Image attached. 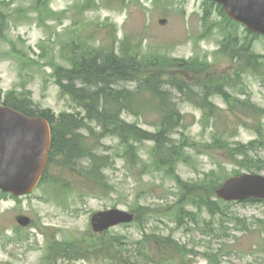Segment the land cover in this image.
Wrapping results in <instances>:
<instances>
[{
  "label": "rangeland",
  "instance_id": "obj_1",
  "mask_svg": "<svg viewBox=\"0 0 264 264\" xmlns=\"http://www.w3.org/2000/svg\"><path fill=\"white\" fill-rule=\"evenodd\" d=\"M230 33L240 44L252 41L253 52L264 57V37L251 39L243 26L232 25L220 8L204 0H0V92L15 98L25 94L34 107L56 115L77 110L84 115L61 94L55 69L71 68L69 59L79 48H114L118 54L126 37L145 53L190 62L189 70H164L169 77L185 72L196 92H203V81H222L229 75L234 85L238 64L217 53ZM191 61L210 63L213 69L193 72ZM167 87L183 116L182 126L169 138L172 151L145 140L137 143L138 159L126 153L119 138L94 137L89 142L110 161L101 182L82 173L86 160L74 167L57 163L24 198L0 191V264H113L106 251L77 262L58 256L59 247L70 248L69 257L88 252L85 241L90 239L96 248L100 240L104 247L111 241L114 256H135L138 264H264V202H222L225 212L211 214L188 197L181 199L178 183L212 189L235 171L243 173L232 151H223L227 144L232 150L256 142L248 161L264 175V112L253 113L241 104L264 111V72L247 71L236 87L226 88L231 103L210 96L216 108L212 111ZM236 103L243 111L231 110ZM123 118L144 131L157 130L152 110L141 117L125 113ZM216 137H221L218 144ZM113 208L132 211L137 220L96 235L92 215ZM19 216L30 218L32 225L20 228Z\"/></svg>",
  "mask_w": 264,
  "mask_h": 264
},
{
  "label": "trees",
  "instance_id": "obj_2",
  "mask_svg": "<svg viewBox=\"0 0 264 264\" xmlns=\"http://www.w3.org/2000/svg\"><path fill=\"white\" fill-rule=\"evenodd\" d=\"M208 5L213 6L212 3ZM220 13L225 15L221 7ZM231 24L239 26L234 22ZM248 35L253 40L258 37L255 34L248 33ZM128 39L129 37L125 38L118 54L114 48H94L93 52L92 48L83 51L79 48L69 59L71 68L57 67L55 69L61 94L69 97L80 109H83L84 115L78 110L74 113L63 112L56 115L49 109L34 107L31 99L27 98L25 94L22 95L23 98H15L13 93L7 95L6 106L28 116L44 117L51 123V152L43 182L46 180L50 169L57 163L74 167L79 162L82 163L86 160L88 167L82 173L92 179L98 178L101 182L104 177L103 171L109 167L110 161L107 155L98 154L97 147H93L95 144L89 142L94 137L99 139L109 136L117 137L121 141V145L124 146L126 153L132 154L138 159L140 158L137 153V143L145 140L168 147L172 151L169 138L182 126L183 116L179 111L178 103L170 97L168 85L185 96L192 104L203 109L209 107L212 111L216 108L210 103V96L217 94L225 98L226 102L231 103L230 95L225 92L226 88L236 87L239 79L247 71L256 74L264 72V57L253 52L252 41L240 44L237 35L230 33L223 40L217 53L230 59L234 66L238 64L236 67L238 71L235 68V73L237 72L236 83L233 85L232 75L225 77L222 81L217 79L211 83L203 81L201 83L203 92L199 93L194 90L192 84H189L185 72L169 77L167 76L168 72L166 73L164 70L169 71L170 67L189 70V67L192 66L190 62L169 58L156 52L145 53L141 47H136ZM191 63L195 66L194 69H191L193 72L198 70L207 74L213 69V65L210 63L198 64L196 61H191ZM123 84H130L134 87L119 86ZM241 104L253 113L264 112L262 109L257 111L255 105ZM231 108V110L243 111L237 103L231 105ZM150 110L157 116V130L153 133L144 131L123 118L125 113L141 117ZM93 124L97 125L98 131ZM220 138L216 137L215 143L218 144ZM255 147L256 142H251L248 145L237 144L235 149L231 150L227 144L226 147H223V151H232L231 158H234V163L243 168L244 171L253 173L263 170L262 168L255 169L248 161V157ZM181 154L183 155L184 152ZM170 157L171 154L168 162ZM239 157L241 160L238 159ZM242 160L246 163H243ZM239 174L240 172L235 171V174L231 176ZM178 183L182 188L181 199L184 200L188 197L189 200L197 203L200 209L205 208L211 214L219 215L225 212V209L219 205L222 201L215 200V191L222 182L212 189H209L205 184L187 185L179 180ZM99 242L96 251L103 252L106 250L108 258L113 264L116 261L124 262V264H138L135 261V256L123 255L122 252L117 257L114 256L111 253V246L113 245L111 241L105 247L102 240ZM168 242H170L169 239ZM85 243L90 244L87 248L90 250L89 252H93L96 247L95 240L90 239ZM59 250L58 256L71 259L68 255L70 248L59 247ZM168 264H171V261Z\"/></svg>",
  "mask_w": 264,
  "mask_h": 264
},
{
  "label": "water",
  "instance_id": "obj_3",
  "mask_svg": "<svg viewBox=\"0 0 264 264\" xmlns=\"http://www.w3.org/2000/svg\"><path fill=\"white\" fill-rule=\"evenodd\" d=\"M223 6L228 16L251 32L264 36V0H210ZM162 23H165L163 21ZM51 146V127L41 117H28L2 103L0 96V189L15 197L31 194L44 174ZM224 201L264 200V176L243 174L226 180L217 190ZM134 215L119 209L92 217L96 232L131 223ZM22 227L31 220L17 217Z\"/></svg>",
  "mask_w": 264,
  "mask_h": 264
}]
</instances>
